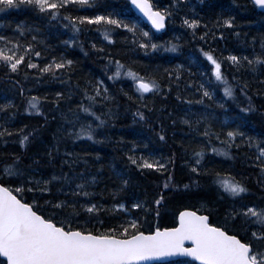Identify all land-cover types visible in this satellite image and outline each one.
Listing matches in <instances>:
<instances>
[{
    "label": "trees",
    "instance_id": "16d2710c",
    "mask_svg": "<svg viewBox=\"0 0 264 264\" xmlns=\"http://www.w3.org/2000/svg\"><path fill=\"white\" fill-rule=\"evenodd\" d=\"M95 2L105 6V12L111 11L126 22L135 20L140 28L152 35V41L147 43L158 42L162 46L144 51L138 43H133L132 34L126 29L109 25L105 27L113 29L112 41L100 34L95 23H83L79 31L74 32L63 16L49 21L26 4L0 9V35H19L22 41L33 43L35 50L41 53L40 57H32L36 64L42 67L53 57L57 61L62 58L73 61L66 70H57L56 75L51 72L40 74L39 68L29 69L27 61L16 73L0 66V104L11 101L7 108L0 109V127L17 129L24 126V131L31 133L23 148L19 145L18 133L0 137V164L10 162L14 153L21 158L17 166L26 172L25 180L27 175L43 179L53 175L61 177L50 183L51 196L34 197L26 192L25 201L37 199L46 215L53 209L51 205L43 207L45 200L63 199L70 205L75 203L74 212L66 208L56 218L61 219L71 213V224L84 230L119 227L128 222L129 217L138 221L140 231H150L156 226L171 227L183 207L199 209L204 214L212 209L211 223L235 227L231 221L225 220V210L241 201L264 202V189L261 188L264 178L254 163L258 155L255 145L249 147V141L241 136L234 137L235 142L231 146H226L223 140L229 129H236L245 137L262 141L259 146L264 147V62L253 70L247 60L234 65L227 56L231 53L251 59L256 54L264 55L261 49L264 11L250 0H177L175 5L172 0H151L154 7L170 12L165 32L156 34L133 13L128 0ZM88 8L87 5H75L64 11L76 16L95 14L94 10H86ZM185 17L197 19L200 23L194 29L188 28L182 23ZM224 17H232V25H224ZM21 23L26 29L23 35L17 28ZM65 24L69 26L64 27ZM201 33L206 34V40L200 38ZM68 40L73 44H67ZM166 41L176 44L177 50H168ZM200 48L213 51L220 60L223 75L234 86L235 98L224 96V84L212 76L210 62ZM109 58L112 63H109ZM116 60L125 69L132 68L141 76L154 77L161 90L144 93L141 99L130 77L108 79L116 70ZM234 76L237 79L234 80ZM97 77L104 81L103 87L109 89V99H105L103 93L92 101L85 96L86 86L90 93L92 91V85H86V82H95ZM244 82L248 84L247 95L240 91ZM200 85L213 95L201 100L203 89ZM56 93H61V96L57 97ZM31 96L41 98L40 113L24 110ZM81 104L90 107L104 123L100 124L91 112L82 111ZM250 105V110L244 112L243 108ZM137 108L145 113V120L134 119ZM185 120L190 124L184 123ZM89 122L95 138L76 135V129L87 127ZM69 129H72L71 134ZM206 130L209 135H201ZM159 132L164 133V140L160 139ZM217 133L220 139H217ZM133 142L135 149L132 148ZM49 146L52 148L51 157L48 156ZM201 146L205 149L202 172L194 176L181 161L189 159L190 152ZM213 146L227 147L231 156L208 151ZM133 153L166 157H172L174 153L173 161L167 166V170L173 172L172 184L199 182L187 189H174L170 185L163 192L164 201L157 206L152 201L161 194L166 173L150 168L138 169L128 160ZM205 168L209 169L207 174L203 173ZM217 171L231 172L237 180L242 179L249 192L242 194L239 200L230 197L213 183V175ZM93 177L94 180L90 179ZM125 180L127 183L122 184ZM81 181L87 186L79 191L88 192V196L62 191L63 188L69 191L71 185ZM33 185L36 186L35 181ZM57 189L61 191L57 193ZM145 200L143 207L132 208L133 203ZM82 204H95L97 211L89 212L81 207ZM116 204L124 207L115 208ZM148 208L150 212L146 211ZM184 261L188 260L162 264H183Z\"/></svg>",
    "mask_w": 264,
    "mask_h": 264
},
{
    "label": "snow or ice",
    "instance_id": "6c2138e0",
    "mask_svg": "<svg viewBox=\"0 0 264 264\" xmlns=\"http://www.w3.org/2000/svg\"><path fill=\"white\" fill-rule=\"evenodd\" d=\"M177 0H172L175 5ZM235 2V0H233ZM132 5H135L150 21L151 26L160 30L165 27L166 17L170 16V12L164 8H156L152 5L151 0H131ZM254 6L264 10V0H252ZM19 4L31 6L35 11L45 16L49 21L64 19L69 21V24L74 32L79 31L80 25L87 23L91 25L95 23L100 31V34L108 41L113 40L112 28L105 25L114 26L126 29L132 34L133 43H138L140 49L147 51L149 48L156 49L162 45L158 42L147 43L152 41V35L149 31L142 29L135 20L126 22L117 14L111 11L105 12V6L95 2V0H0V9L5 7H15ZM89 6V11H95L91 15H71L64 11L65 9L75 6ZM219 19V17H218ZM232 17H224V25H232ZM182 23L188 28L194 29L200 23L197 19H189L185 17ZM65 24L64 27H68ZM219 26V25H217ZM19 34L23 35L26 29L22 23L17 25ZM139 32V36H137ZM202 40H206L205 33L200 34ZM33 40L35 37L32 38ZM67 44H73L72 40L66 41ZM167 49L176 51L177 45L166 41L164 42ZM96 47L95 44L92 45ZM199 47V45H198ZM261 49L264 50V37L261 38ZM200 52L211 65V74L217 81L224 84L222 89L225 97L235 98L233 85L229 84L227 78L221 71V62L214 55L213 51H205L200 48ZM40 57L41 53L35 50L33 43L22 41L19 35L8 37L0 35V66L8 69L11 73L20 71L22 63L27 61V68H39L40 74L51 72L56 75L57 70H66L73 64L70 59H61L59 61L53 57L48 63L42 67L32 59V57ZM223 59V58H221ZM227 60L234 65H240L244 60L248 61V65L255 70L257 64L264 62V55H253L251 59L248 56L238 57L229 53ZM109 63H112L109 58ZM116 70L112 72L108 79L114 80L119 76L130 77L133 81V87L140 93V98L143 99L144 93L159 92L161 90L160 83L150 76H141L140 73L132 68L125 69L119 60L115 61ZM107 67V66H105ZM179 69V65L176 66ZM179 75V71L176 73ZM171 76V73H169ZM237 79V77H233ZM17 83H19L17 81ZM87 84L92 85V91L89 92L88 87L84 88L85 96L92 101L96 96L103 93L105 99H109L107 87H101L104 84L103 80L98 77L95 82L87 81ZM247 82H244L240 88L241 93L247 95ZM203 89L202 97H211L213 95L208 89ZM21 89V94H23ZM127 96L128 93L125 92ZM57 97L61 93H56ZM131 98V97H130ZM37 96H31L27 100L25 111L41 112L39 100ZM11 104H0V109H5ZM84 112H91L100 124L104 121L95 112H92L90 107H85L83 104L79 106ZM250 107H244L243 111L248 112ZM139 117L141 121L145 120V113L139 108L134 110V119ZM189 123V121H184ZM208 126H206L207 129ZM19 134V145L23 148L27 145L31 133L24 131V126L17 129L8 127H0V137ZM69 134L72 129L68 130ZM161 140L165 139L163 132L158 133ZM76 135L94 139L92 125L89 122L87 127L76 129ZM201 135L208 136L209 131L206 130ZM217 139L220 135L217 133ZM241 136L244 140L249 141V147L255 145L258 149V155L254 163L259 167V175L264 178V147H260L262 141L255 137H245L243 133L236 129H229L225 133L223 143L226 146H231L235 141L234 137ZM75 138V137H73ZM243 142V140L241 141ZM210 143V141H209ZM239 147V145H237ZM132 148H136L135 142L132 143ZM205 149L201 146L198 150L190 152V157L187 160H182L181 163L188 168L191 175L199 176L202 172L203 156ZM208 151L231 156L227 147L209 148ZM52 148L48 147V156L51 157ZM71 155V154H69ZM162 155L149 153L145 156L141 153L139 156L134 153L128 156L130 164L135 165L138 169L150 168L157 172L166 173L164 183L161 187V194L155 196L152 201L159 206L165 199L163 192L171 185L174 189H187L192 184H197L198 180H192L190 183L183 185L172 184L174 179L173 172L167 170V166L174 159ZM13 159L10 162L0 164V264H135V262L147 260L153 257H163L172 255H183L195 258L201 264H264V202L257 203L255 201H241V203H233L225 210L224 216L226 221H231L235 227L229 228L226 223L219 226L216 223H211L210 218L212 209H208L207 214L201 210H193L189 207H183L176 214L173 227L161 228L156 226L154 230L140 231V225L137 220L128 218V222L119 227L108 228L103 230H84L81 227H76L71 224L73 216L68 213L66 217L57 219V215L64 209L70 208L74 212L76 210L75 203L68 204L67 200L50 199L43 202V207L51 205L53 211L49 214H44L42 206L37 199H32L29 202L25 201V193H31L34 197L47 194L52 195L50 183L60 180L61 177L50 176L47 179L27 175L22 172L17 166L20 164L21 158L19 155L12 154ZM163 161V162H161ZM209 169H203V173L207 174ZM64 179H68L67 176ZM94 180L95 178H90ZM11 181V182H10ZM35 181V185H33ZM123 181L122 184H126ZM213 183L223 189L230 197L239 200L242 194L248 193L249 189L244 185L242 179L237 180L231 172H215L213 175ZM27 185V188L25 187ZM86 183H81L75 186V192L80 196H88V192H80L81 187H86ZM261 188L264 189V183H261ZM61 189H57L59 193ZM264 200V198H262ZM147 201L133 203L132 208L143 207ZM82 208L89 212L97 211L95 204H82ZM115 208H123V204H116ZM146 211L150 212L148 208ZM158 214V213H157ZM190 242V246H186L185 242ZM183 264H192L191 261H184Z\"/></svg>",
    "mask_w": 264,
    "mask_h": 264
},
{
    "label": "water",
    "instance_id": "95a60500",
    "mask_svg": "<svg viewBox=\"0 0 264 264\" xmlns=\"http://www.w3.org/2000/svg\"><path fill=\"white\" fill-rule=\"evenodd\" d=\"M129 2H130V5H131L132 9L134 10V12L138 16H140L143 19V21L145 23H147L155 32L161 33V32H163L165 30V27L163 29H160V30L154 29L151 26L150 21H148L147 17L144 16V14L135 5H132L131 0H129ZM185 244H186V246H190V242L186 241ZM177 259H188V260L196 262L197 264H201V262L200 261H196L195 258L189 257V256H183V255L153 257V258H150V259H147V260L135 262V264L164 263V262L173 261V260H177ZM4 261L6 262V258H4Z\"/></svg>",
    "mask_w": 264,
    "mask_h": 264
},
{
    "label": "rangeland",
    "instance_id": "374dc122",
    "mask_svg": "<svg viewBox=\"0 0 264 264\" xmlns=\"http://www.w3.org/2000/svg\"><path fill=\"white\" fill-rule=\"evenodd\" d=\"M101 87H103V85L101 86ZM72 186V188H70V190L68 191V188L67 189H65L64 190V188L62 189V191L65 193V194H68V193H70V192H75L74 191V189H75V184L74 185H71ZM68 191V192H67Z\"/></svg>",
    "mask_w": 264,
    "mask_h": 264
},
{
    "label": "bare ground",
    "instance_id": "6f19581e",
    "mask_svg": "<svg viewBox=\"0 0 264 264\" xmlns=\"http://www.w3.org/2000/svg\"><path fill=\"white\" fill-rule=\"evenodd\" d=\"M129 34V33H128ZM193 38V37H192ZM196 73V72H195ZM192 77V76H191ZM240 80V79H239ZM197 90V89H196ZM209 99V98H208ZM170 109V108H169ZM211 112V111H210ZM144 128V127H143ZM135 137V136H134ZM146 141V140H145ZM190 141V140H189ZM154 142V141H153ZM182 142V141H181ZM178 146V145H177ZM158 147V146H157ZM167 149V148H166ZM82 160V159H81ZM179 167V166H178ZM73 184V183H72ZM72 188V186H71Z\"/></svg>",
    "mask_w": 264,
    "mask_h": 264
}]
</instances>
